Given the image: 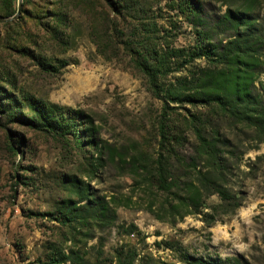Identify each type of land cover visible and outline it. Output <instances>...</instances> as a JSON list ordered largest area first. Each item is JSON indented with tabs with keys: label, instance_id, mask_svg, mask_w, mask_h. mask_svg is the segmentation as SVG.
Returning a JSON list of instances; mask_svg holds the SVG:
<instances>
[{
	"label": "rangeland",
	"instance_id": "rangeland-1",
	"mask_svg": "<svg viewBox=\"0 0 264 264\" xmlns=\"http://www.w3.org/2000/svg\"><path fill=\"white\" fill-rule=\"evenodd\" d=\"M19 1L0 0V264H264V0H187L199 22L182 0ZM150 46L187 54L163 62L159 91ZM226 46L237 102L169 99L178 80L227 70ZM196 131L215 146L198 168L215 163L240 202L209 222L216 194L183 216L173 195Z\"/></svg>",
	"mask_w": 264,
	"mask_h": 264
},
{
	"label": "trees",
	"instance_id": "trees-1",
	"mask_svg": "<svg viewBox=\"0 0 264 264\" xmlns=\"http://www.w3.org/2000/svg\"><path fill=\"white\" fill-rule=\"evenodd\" d=\"M184 2L183 6H185L183 11V6L181 3L182 14L187 17L191 22H194V18H197L196 21L199 22L200 17L195 13L194 6H191L187 0ZM111 4L115 6L114 1H111ZM118 10V13H121V9L119 7H115ZM197 16V17H196ZM152 49L151 54L154 55L155 65L152 68H147L148 76L150 78V82L153 87L157 88L159 91V85L156 81V76L159 75L158 73L162 70L163 62L166 63V59L169 57H180L187 55L181 49L176 47L169 48L166 52V55L161 53V55L156 51V47L150 46ZM228 51H223L221 55L227 56L229 58V65L227 70H221L216 72L212 70L207 72L203 77H196L191 79L190 85L189 81H182L178 80L177 84H171V87L166 90L169 99L175 102H195V98H200L204 100V98L212 99L219 104L222 102L229 103V105L233 102L238 101V87H239V80L241 79L240 70L235 67L238 64L239 55L235 54V48L233 46H226ZM200 51L204 52V47L200 48ZM234 51V52H233ZM192 57L197 56V52H193ZM158 63V64H156ZM192 88V89H190ZM195 90L200 95H188L187 91ZM186 90V91H184ZM196 138L199 140L200 145L194 148V154L184 155L183 159L178 157V163L181 168L183 169L184 174V181H181V192L182 193H173V195L177 196V202H181L186 205V211L183 215L188 214H198L201 213L207 194L205 191H208L209 194H216L220 200L217 206L213 207L214 213H206L205 216L207 217V221H213L216 219L217 216L230 214L232 213L240 204L239 199L236 195L232 194L223 184L222 177L223 171L218 172L219 176L216 177L214 172L217 171L215 167V163L212 162L211 170L201 171L199 166V160L201 156L208 155L210 157H214L215 155V146L214 144L208 143L203 139L202 133L200 131H196ZM177 140H180L177 137ZM170 152V150H169ZM170 157L166 159L163 155H160L157 161V170L155 178L157 182L163 184V186H167V189L170 188L172 190L174 180L172 181L170 175H168V171L172 172V168L168 167V160ZM214 160V159H212ZM218 169L222 170V166H219ZM198 175L200 176V184L199 186L195 183L189 181L193 176ZM199 178V177H197ZM171 182L168 183V181ZM176 182V181H175ZM205 194V195H204ZM187 259L188 264H225L221 259H204L201 257H190L185 256ZM231 261V258L227 259ZM235 264H241V262L235 258Z\"/></svg>",
	"mask_w": 264,
	"mask_h": 264
},
{
	"label": "water",
	"instance_id": "water-1",
	"mask_svg": "<svg viewBox=\"0 0 264 264\" xmlns=\"http://www.w3.org/2000/svg\"><path fill=\"white\" fill-rule=\"evenodd\" d=\"M19 4H21V0L19 1Z\"/></svg>",
	"mask_w": 264,
	"mask_h": 264
}]
</instances>
